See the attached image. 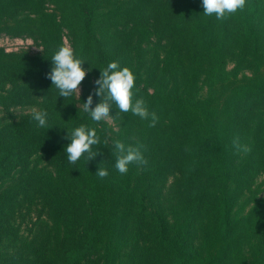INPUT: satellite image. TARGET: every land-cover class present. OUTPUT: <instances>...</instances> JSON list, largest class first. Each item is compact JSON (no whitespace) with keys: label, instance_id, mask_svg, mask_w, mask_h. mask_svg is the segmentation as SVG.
<instances>
[{"label":"trees","instance_id":"16d2710c","mask_svg":"<svg viewBox=\"0 0 264 264\" xmlns=\"http://www.w3.org/2000/svg\"><path fill=\"white\" fill-rule=\"evenodd\" d=\"M4 34L41 50L0 47V264H264V0L222 20L202 0H0ZM67 37L86 76L64 98L48 73ZM111 62L133 72L154 127L114 103V124L84 110ZM81 125L98 155L73 164L66 137ZM116 141L147 164L121 174ZM24 207L40 210L27 232Z\"/></svg>","mask_w":264,"mask_h":264},{"label":"clouds","instance_id":"9594fccd","mask_svg":"<svg viewBox=\"0 0 264 264\" xmlns=\"http://www.w3.org/2000/svg\"><path fill=\"white\" fill-rule=\"evenodd\" d=\"M202 2L205 15L215 14L218 20H222L226 14L243 9L246 0H202ZM51 60L53 67L48 73V78L59 89L60 97L67 98L76 91L80 94L79 86L85 79L86 70L82 67L84 62L74 58L73 49L65 43L59 47ZM95 84L98 86L95 95L101 98V102L93 108V95L90 94L83 105L84 110L90 113L93 121L99 122L109 117L110 108L114 103L120 112L131 111L141 119H151L150 126H155L158 118L155 112H149L144 99H136L133 103L132 90L135 85V76L128 67L120 69L118 62L109 63L106 68L101 70V77L95 81ZM47 116V111L34 110L33 112V118L38 122L39 127H47ZM66 138L71 141L65 148L70 163H76L85 153L88 154L86 157L88 161L95 159L98 155L93 151V146L100 143L95 128L81 125L75 128L71 134L68 133ZM233 144L240 150L250 151L246 145H240L238 137L234 139ZM115 149L117 150L115 168L121 174L127 173L129 164H147L139 147H126L123 142L116 141ZM96 175L104 179L109 173L106 168L99 167Z\"/></svg>","mask_w":264,"mask_h":264},{"label":"rangeland","instance_id":"374dc122","mask_svg":"<svg viewBox=\"0 0 264 264\" xmlns=\"http://www.w3.org/2000/svg\"><path fill=\"white\" fill-rule=\"evenodd\" d=\"M1 41L3 42L4 40H1ZM4 43H5V41H4ZM66 43L70 46V41H69L68 37L66 38ZM13 47H14V49L15 48H17V49L19 48L20 50L24 49V50H28V51L33 52V53L39 52L41 49V47L38 45V43L36 41H34L33 39H30V38H23V41L18 42V43H14ZM235 65H236L235 62L230 61L228 64V69L232 70L235 67ZM243 73L250 74L251 70L245 69V70H243ZM205 92H206V90L203 89L202 94H205ZM77 93H78V95H80L81 89H80V94L78 91H77ZM13 111H14L15 115H20V114L27 112L29 110L23 109V108H16ZM2 114H3L2 110L0 109V116ZM107 119L109 120V122L111 124H114L113 119L111 117H107ZM173 179H174L173 176L169 179L168 186H170V184L173 182ZM254 187H257V189L260 191V196H264V174H261L257 177L256 182L254 184ZM39 211L40 210L37 207H31V208L24 207L21 211H19V213L17 215V219H18V222L21 223L22 230L24 232H27L28 229L33 226V223L38 219L37 216H38Z\"/></svg>","mask_w":264,"mask_h":264},{"label":"built area","instance_id":"2783aa9c","mask_svg":"<svg viewBox=\"0 0 264 264\" xmlns=\"http://www.w3.org/2000/svg\"><path fill=\"white\" fill-rule=\"evenodd\" d=\"M23 38H30V37H11L9 35H1L0 36V47H4L7 51H13V50H20L19 48H15L13 47L14 43H18L23 41ZM32 39V38H30ZM1 40H4L2 42Z\"/></svg>","mask_w":264,"mask_h":264}]
</instances>
